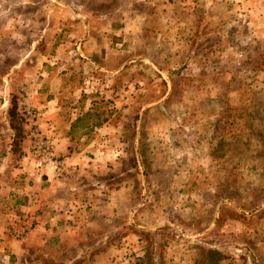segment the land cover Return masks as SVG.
<instances>
[{
    "label": "rangeland",
    "instance_id": "374dc122",
    "mask_svg": "<svg viewBox=\"0 0 264 264\" xmlns=\"http://www.w3.org/2000/svg\"><path fill=\"white\" fill-rule=\"evenodd\" d=\"M0 264H264V0H0Z\"/></svg>",
    "mask_w": 264,
    "mask_h": 264
},
{
    "label": "built area",
    "instance_id": "2783aa9c",
    "mask_svg": "<svg viewBox=\"0 0 264 264\" xmlns=\"http://www.w3.org/2000/svg\"><path fill=\"white\" fill-rule=\"evenodd\" d=\"M40 145L44 146V143H41ZM41 146L39 147V149L41 148ZM46 147H50V146H46ZM51 149H52L51 147L47 148V151L44 155L40 154V156L41 155L44 156L43 157L44 159L38 163V166L41 167L43 162L49 163L52 172L55 174L56 173L60 174V172L62 171V162L59 161L57 157L51 155Z\"/></svg>",
    "mask_w": 264,
    "mask_h": 264
}]
</instances>
